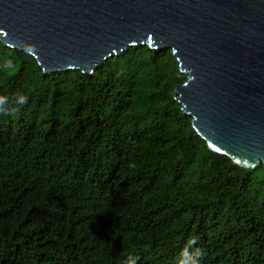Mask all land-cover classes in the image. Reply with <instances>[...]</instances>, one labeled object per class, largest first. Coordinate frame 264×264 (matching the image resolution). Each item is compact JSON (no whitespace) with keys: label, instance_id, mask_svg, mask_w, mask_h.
I'll return each instance as SVG.
<instances>
[{"label":"trees","instance_id":"1","mask_svg":"<svg viewBox=\"0 0 264 264\" xmlns=\"http://www.w3.org/2000/svg\"><path fill=\"white\" fill-rule=\"evenodd\" d=\"M186 79L169 49L45 74L0 40V264H264V164L208 148Z\"/></svg>","mask_w":264,"mask_h":264},{"label":"water","instance_id":"2","mask_svg":"<svg viewBox=\"0 0 264 264\" xmlns=\"http://www.w3.org/2000/svg\"><path fill=\"white\" fill-rule=\"evenodd\" d=\"M0 40L45 74L169 49L187 77L173 96L208 148L264 164V0H0Z\"/></svg>","mask_w":264,"mask_h":264},{"label":"clouds","instance_id":"3","mask_svg":"<svg viewBox=\"0 0 264 264\" xmlns=\"http://www.w3.org/2000/svg\"><path fill=\"white\" fill-rule=\"evenodd\" d=\"M199 253H197V255H198Z\"/></svg>","mask_w":264,"mask_h":264},{"label":"rangeland","instance_id":"4","mask_svg":"<svg viewBox=\"0 0 264 264\" xmlns=\"http://www.w3.org/2000/svg\"><path fill=\"white\" fill-rule=\"evenodd\" d=\"M186 76V75H185Z\"/></svg>","mask_w":264,"mask_h":264}]
</instances>
